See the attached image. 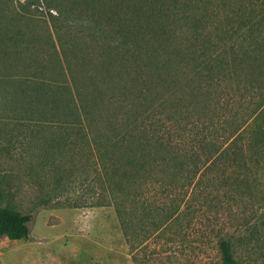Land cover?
I'll use <instances>...</instances> for the list:
<instances>
[{
    "label": "rangeland",
    "instance_id": "374dc122",
    "mask_svg": "<svg viewBox=\"0 0 264 264\" xmlns=\"http://www.w3.org/2000/svg\"><path fill=\"white\" fill-rule=\"evenodd\" d=\"M193 29L207 58L165 44ZM201 111L256 118L241 158L202 165L193 220L158 227L160 160L219 133ZM0 208L31 216L0 264H221V242L264 264V0H0Z\"/></svg>",
    "mask_w": 264,
    "mask_h": 264
},
{
    "label": "trees",
    "instance_id": "16d2710c",
    "mask_svg": "<svg viewBox=\"0 0 264 264\" xmlns=\"http://www.w3.org/2000/svg\"><path fill=\"white\" fill-rule=\"evenodd\" d=\"M164 34H168L165 44L173 49H189L192 52L188 55L193 56L194 59L198 57L197 60L199 58H207L206 53L208 50L197 45L203 44L204 35L199 33V31L197 32L196 29H193V32L189 33V35L184 36L182 40H177L176 32H164ZM170 37H172V39H170ZM189 50L187 51L189 52ZM208 60L213 63L216 61V58L209 57ZM203 69L207 71L203 74L204 76L201 73V75L197 77L198 83L195 91L199 95L202 93L205 95L211 93L214 98L217 95L215 99L217 100L216 107H218L221 104L222 94H219V90L217 92V89L225 82L226 70L224 68L213 70L209 67ZM229 92L228 94H230ZM207 115V111H201L192 120V123H200L202 129L219 125L220 130L215 137L216 139L212 142H208L206 146L205 144H198L196 148L192 146L184 152H168L167 158H162L160 160L162 164H158L160 165L161 171L164 173L162 177L163 180L156 179L153 183L157 185V187H160V190L169 198V202L157 207L163 214V217L157 224L158 227L167 225L177 227V225L183 221L190 223L193 220L195 217V206L197 204L196 200L200 198L199 183L200 177L202 176L200 175V171L204 162L222 157L241 158L239 156L244 154L241 144L238 143L246 139L245 134L252 120L256 117L252 119V114L247 113V116H243L241 120L237 121L233 119L234 121L231 122L232 120L225 121V116L217 115V112H214L212 117H208ZM215 123L218 124L215 125ZM157 135L158 134L153 133L149 136L148 146L158 145L170 151L168 141H161ZM132 138L136 139V137ZM158 140L159 142H157ZM193 140L194 138L192 141ZM15 141H17L20 147H24L28 144L25 136L21 139L16 138L14 142ZM155 142H157V144H155ZM257 150H259V146ZM166 169L168 170L166 171ZM152 181H154V179ZM30 222V215L20 214L9 208H0V236H5L8 240L27 241L30 236L28 227ZM219 246L221 250V264H237L229 254L225 242H221Z\"/></svg>",
    "mask_w": 264,
    "mask_h": 264
}]
</instances>
